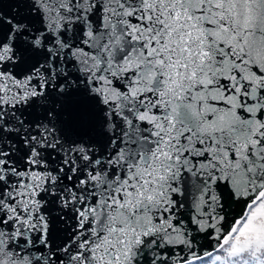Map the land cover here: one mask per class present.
Instances as JSON below:
<instances>
[{
	"label": "snow or ice",
	"instance_id": "6c2138e0",
	"mask_svg": "<svg viewBox=\"0 0 264 264\" xmlns=\"http://www.w3.org/2000/svg\"><path fill=\"white\" fill-rule=\"evenodd\" d=\"M0 264H264V0H0Z\"/></svg>",
	"mask_w": 264,
	"mask_h": 264
}]
</instances>
